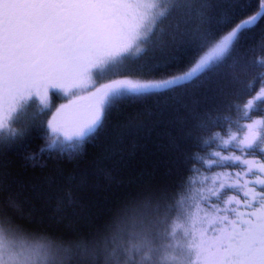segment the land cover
I'll list each match as a JSON object with an SVG mask.
<instances>
[{"label": "snow or ice", "instance_id": "obj_1", "mask_svg": "<svg viewBox=\"0 0 264 264\" xmlns=\"http://www.w3.org/2000/svg\"><path fill=\"white\" fill-rule=\"evenodd\" d=\"M165 23L177 36L187 37L192 49L188 63L177 49L162 66L170 69L166 76L158 75L157 64L149 76L125 68L108 83H85L139 53L154 28ZM262 24L264 0H255L249 11L241 0H0V146L35 126L16 127L26 120L33 98L53 90L67 93L69 103L61 104L46 125L45 131L55 137L49 147L68 141L75 149L104 126L111 108L212 72ZM259 67L264 68V61ZM257 101L264 103V87L233 105L240 119H250ZM64 113L67 118H61ZM180 119L193 122L184 133L190 144L234 153L211 151L206 159L194 148L172 195H147L103 230L71 240L53 237L43 247L19 244L21 234L33 230L19 223L17 201L5 200L0 190V264H264V160L244 158L254 152L264 156V129L257 132L255 123L224 117L225 125L234 123L239 134L226 126L215 131L217 125L206 123L212 119L208 111L193 110ZM43 152L40 147L30 159ZM197 165L209 171L239 166L243 171L199 178ZM249 175L255 179H245ZM230 190L242 191L245 202L225 199ZM240 207L251 210L240 212ZM177 238L185 247L173 254Z\"/></svg>", "mask_w": 264, "mask_h": 264}, {"label": "trees", "instance_id": "obj_2", "mask_svg": "<svg viewBox=\"0 0 264 264\" xmlns=\"http://www.w3.org/2000/svg\"><path fill=\"white\" fill-rule=\"evenodd\" d=\"M241 5L249 11L255 7V0H241ZM141 46V52L111 74L109 81L120 78L118 74L125 68L149 76L157 64L161 65L158 75L166 76L170 69L162 66L178 54L177 49L184 53V63L191 59L187 37L177 36L167 23L154 28ZM261 61L264 24L250 32L244 43L218 62L212 72L192 83L111 108L104 126L77 142L75 149L70 147L73 142L68 141H57L49 147L55 137L45 131L44 122L25 136L0 146V190L5 200L17 201L19 223L33 230L31 235L21 234L26 242L40 240L49 244L53 237L71 240L87 236L128 215L147 195L165 191L172 195L187 170L185 157L194 148L198 147L197 154L206 159L211 151L232 155L224 154L228 150L215 145L206 148L190 144L184 133L193 127V122L182 123L180 118L193 110L208 111L212 119L206 123L209 127L217 125L215 131L223 132L219 126H226L233 134H239L234 123L225 125L224 117H229L231 122L255 123V130L260 132L264 129V103H254L250 119H240L233 105L264 87ZM52 103L56 109L59 107L57 93H53ZM203 135L207 138L208 134ZM40 147H45V152L30 159ZM254 153V159L264 160L259 152ZM197 167L201 169L199 178L230 173L226 167L210 171L202 165ZM245 179L255 177L249 175ZM232 193L226 192L224 198L232 197ZM236 193L233 197L242 204L245 197L240 191ZM180 245L184 249L185 242Z\"/></svg>", "mask_w": 264, "mask_h": 264}, {"label": "rangeland", "instance_id": "obj_3", "mask_svg": "<svg viewBox=\"0 0 264 264\" xmlns=\"http://www.w3.org/2000/svg\"><path fill=\"white\" fill-rule=\"evenodd\" d=\"M140 47L142 50L143 47L142 46H140ZM133 56H135V55H133ZM133 56L128 57L124 62H122L121 65H119L116 68H113L109 71L104 72L99 77L94 75L91 79H86L85 83L89 87H93V86H98L100 83H103L105 81L108 82L110 77H111V74H114L115 72H117L118 69L120 68V66H122L124 63H126L128 59L133 58ZM53 93L58 94V99H59L60 104H68L69 103V100L66 98L67 93L62 92V91L48 90L45 95L37 96V97L33 98V100L31 101V106L29 108L26 120L24 122H22L21 124L16 125V127H18V128L23 127L25 124L35 125L34 127H30L29 131H31V130H34L35 128L39 127L38 126L39 123L42 124L44 122V126H46L47 123L52 120L53 116L56 115V111H55L56 106L53 105V103H52ZM82 95H87V92L82 93ZM46 115H48V117H46ZM39 116H41V117L39 118ZM45 118H46V120H45ZM61 118H65V114H62ZM231 153H234V150L229 149L224 154H231ZM254 154H256V153H251L250 155H246L244 158L254 159V157H255ZM235 155H240V153L235 152ZM256 158H258V157H256ZM226 168H227L228 172H242L243 171V169L239 166H234V167L229 166ZM231 191L233 193L229 196L233 197L234 194H237L235 190H231ZM240 192H241L240 193L241 196H243V192L242 191H240ZM244 202H245V200H244ZM248 210H250V209H246L243 207H240V209H238V211L244 212V213H246ZM244 218H246V217H244ZM26 241H27V239L23 235H21L18 242L22 247H43V246L47 245V243L40 241V240H33V241H29V242H26ZM179 241H180V243H179ZM184 242L185 241L183 239L177 238L175 243L179 246V248L178 249L174 248L173 254H176L177 251L183 250V247L180 244H184Z\"/></svg>", "mask_w": 264, "mask_h": 264}, {"label": "flooded vegetation", "instance_id": "obj_4", "mask_svg": "<svg viewBox=\"0 0 264 264\" xmlns=\"http://www.w3.org/2000/svg\"><path fill=\"white\" fill-rule=\"evenodd\" d=\"M61 105V104H60ZM59 105V106H60ZM59 108V107H58ZM65 114V118H67L68 117V115H69V113H64Z\"/></svg>", "mask_w": 264, "mask_h": 264}]
</instances>
